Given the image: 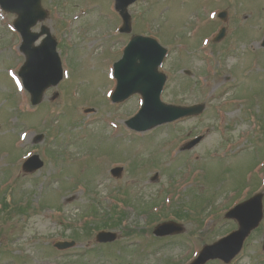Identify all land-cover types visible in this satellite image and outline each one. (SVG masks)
I'll list each match as a JSON object with an SVG mask.
<instances>
[{
    "label": "rangeland",
    "instance_id": "obj_1",
    "mask_svg": "<svg viewBox=\"0 0 264 264\" xmlns=\"http://www.w3.org/2000/svg\"><path fill=\"white\" fill-rule=\"evenodd\" d=\"M111 2L42 1L66 79L47 89L37 106L16 82L24 57L15 15L0 9V264H186L203 244L236 229L223 218L228 208L263 191L261 169L250 181L247 171L264 158V0H138L129 7L130 34L118 31ZM221 10L225 21L217 16ZM221 26L225 36L213 42ZM135 33L167 49L159 67L166 74L162 101L206 102L202 115L141 133L126 127L141 97L110 102L112 66ZM38 133L43 139L34 142ZM200 134L203 140L190 151L179 150ZM34 153L44 166L25 175L21 164ZM117 165L124 168L120 178L109 172ZM126 195V226L135 232L115 229L114 244L97 245L91 231L74 239L73 248L53 247L71 240L74 230L80 234L93 201L123 206ZM142 204L167 219L172 209H185L183 235L155 238L148 230L154 224L137 213ZM263 244L264 217L228 264H264Z\"/></svg>",
    "mask_w": 264,
    "mask_h": 264
},
{
    "label": "water",
    "instance_id": "obj_2",
    "mask_svg": "<svg viewBox=\"0 0 264 264\" xmlns=\"http://www.w3.org/2000/svg\"><path fill=\"white\" fill-rule=\"evenodd\" d=\"M134 1L115 0V8L123 19L120 31L129 32L131 29L127 7ZM0 6L5 11L18 15L14 26L23 38L20 50L26 55V61L20 68L19 75L24 87L30 92L31 103L36 105L42 100L44 90L51 85H56L62 74L60 59L55 51L56 41L51 37L48 29L42 28L41 33L30 31L31 26L45 18L46 11L41 7L40 0H0ZM43 33H46L47 36L39 46L34 47L33 42ZM222 35L223 33L220 32L217 38L219 39ZM164 52V49L154 39L136 35L127 44L122 58L114 64L118 84L112 96L113 100L122 101L134 92H140L143 95L144 104L141 111L135 118L128 121V124L135 129L145 130L184 115L196 114L201 112L204 107L201 104L183 108L160 102L159 94L165 76L157 72V66L161 62ZM40 138L41 135L36 140ZM200 138H196L185 147H191ZM42 165L43 162L38 155H33L22 164V170L29 173ZM121 171V168L111 170L115 176H119ZM226 217L238 220L239 229L213 245L205 246L199 256L190 264H203L207 260L217 257L225 262L230 261L239 252L243 240L258 225L262 217V194H257L237 205L226 213ZM180 231H182L180 225L167 222L157 226L154 232L157 235H164ZM97 237L99 240L105 241L114 239L115 235L101 232ZM68 245V243L64 244V246Z\"/></svg>",
    "mask_w": 264,
    "mask_h": 264
}]
</instances>
